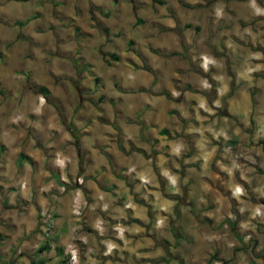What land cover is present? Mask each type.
<instances>
[{
	"label": "rangeland",
	"instance_id": "obj_1",
	"mask_svg": "<svg viewBox=\"0 0 264 264\" xmlns=\"http://www.w3.org/2000/svg\"><path fill=\"white\" fill-rule=\"evenodd\" d=\"M202 54L216 67L206 71L229 82L221 109L233 103L234 115L254 118L236 120L239 138L224 135L239 193L230 213L204 221L172 190L165 216L155 213L160 197L138 219L94 216L95 231L83 212L72 214L81 218L58 247V221L45 204L36 239L6 241L16 233L2 227L11 232L24 203L16 192L24 169L13 163L28 149L46 155L56 136L47 115L65 129L81 115H138L136 100L121 102L122 90L130 99L141 85L161 95L176 79L208 83L196 66ZM71 253L75 264H264V0H0V264H70Z\"/></svg>",
	"mask_w": 264,
	"mask_h": 264
},
{
	"label": "crops",
	"instance_id": "obj_2",
	"mask_svg": "<svg viewBox=\"0 0 264 264\" xmlns=\"http://www.w3.org/2000/svg\"><path fill=\"white\" fill-rule=\"evenodd\" d=\"M207 59V55H200L196 66L202 75L210 76L208 83L201 78L176 79L175 88L161 95L148 94L142 89L146 86L141 85L131 91L130 99L122 96L129 91L122 90L121 102L136 100L138 115H115L113 121L106 115H81L84 121L77 120L76 129L72 125L65 129L57 115H47L56 136L46 145V155L39 149H28L19 153L13 163L24 169L19 184L24 183L25 187L16 191L24 203L20 213L15 212L11 232L2 227L5 236L16 233L6 241L22 239L25 243L24 236L30 234L36 239L38 213L48 204L58 221L56 244L65 246L73 223L81 218L72 217L74 199L86 203L82 219L93 231L94 216L138 219L139 215H148L144 207L152 206L151 202L159 197L164 202L156 209V215L169 214L172 190L180 198L184 192L182 207H192L204 221H218L220 215L230 213L228 203L239 193H235L238 184L224 135L239 138L236 120L242 124L247 119L244 125H249L254 118L234 115L233 103L221 109L217 99L229 94V82L213 76L210 71L216 67L212 63L207 67ZM207 85L215 89L211 97ZM141 108L145 110L142 113ZM218 109L222 110L221 115H217ZM257 124L260 123L256 121ZM77 178L82 179V185L75 182ZM64 187L65 192L61 190ZM101 245L102 251L107 252L108 246ZM113 256L102 253L105 259Z\"/></svg>",
	"mask_w": 264,
	"mask_h": 264
},
{
	"label": "built area",
	"instance_id": "obj_3",
	"mask_svg": "<svg viewBox=\"0 0 264 264\" xmlns=\"http://www.w3.org/2000/svg\"><path fill=\"white\" fill-rule=\"evenodd\" d=\"M75 182L78 184V185H82L83 181L81 178H77L75 180ZM62 191H64V188L61 189ZM86 203H84V201H81V200H78V199H74L73 200V204H72V214L74 216H81L83 210H84V207H85ZM48 217V216H46ZM47 220V219H46ZM70 264H75V255H71L70 256Z\"/></svg>",
	"mask_w": 264,
	"mask_h": 264
},
{
	"label": "trees",
	"instance_id": "obj_4",
	"mask_svg": "<svg viewBox=\"0 0 264 264\" xmlns=\"http://www.w3.org/2000/svg\"><path fill=\"white\" fill-rule=\"evenodd\" d=\"M191 25H187L186 27L187 28H189ZM112 58H114V59H117L114 55H112ZM42 91L44 92L45 90H43L42 89ZM21 158L22 157H20V159H19V161L21 160ZM19 164V166H20V164H21V161H20V163H18ZM44 248H50V246L49 245H47V247H41L39 250L40 251H42V250H44ZM42 259H39V260H31V263L30 264H42ZM11 264H15V263H11Z\"/></svg>",
	"mask_w": 264,
	"mask_h": 264
}]
</instances>
